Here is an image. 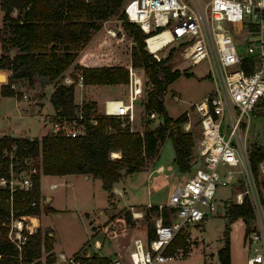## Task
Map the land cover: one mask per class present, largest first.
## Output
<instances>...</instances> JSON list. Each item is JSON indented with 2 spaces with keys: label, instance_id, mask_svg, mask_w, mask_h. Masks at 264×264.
I'll return each instance as SVG.
<instances>
[{
  "label": "built area",
  "instance_id": "2783aa9c",
  "mask_svg": "<svg viewBox=\"0 0 264 264\" xmlns=\"http://www.w3.org/2000/svg\"><path fill=\"white\" fill-rule=\"evenodd\" d=\"M78 1L90 4L96 0ZM3 2L5 0H0ZM120 11L126 21L134 23L146 35L143 48L153 54L156 61H163V65L175 69L179 62L194 65L207 60L213 86L185 112L184 130L189 131L190 115L195 117L198 127L189 160V164L194 163V169L183 182L171 186L167 202L163 204L171 209L170 221L163 223L158 212L155 236L148 241L140 236L133 237L127 263L113 258L107 264H153L183 258L187 254L188 236L183 247L166 254L169 242L180 229L203 219L208 211L216 213L215 186L229 183L243 185L241 191L235 192V201L241 203L246 196L253 212L254 225L251 224L246 241L250 254L245 258V264H264L263 198L249 166L245 139V118L259 99L264 100V0H120ZM16 12L12 9L10 16H15ZM161 33L166 34L160 36L151 49L148 39ZM106 34L116 36L109 28ZM163 46L173 51L167 59V55L155 54ZM122 66L127 70L125 97L114 98L110 108L106 99L101 108H90L88 121L95 123V114L116 117L120 129L136 131L133 124L135 102L143 86L147 89L149 85L142 68L133 66L130 60ZM63 83L81 87L82 76L78 74L73 79L65 75ZM10 87L16 90L14 83ZM22 96L26 98V94ZM37 100L32 95L31 102ZM74 103L71 116L53 113L49 120H44V124H49L48 133L76 136L84 132L86 109L80 99ZM153 113L150 110V114ZM5 155L8 175L0 176V187L8 189L6 201L10 212L3 225L7 227V238L20 249L38 223L34 225L30 221L32 215H14L12 193L16 189L23 192L31 189V176L41 171V157L40 154H29L19 158L15 144H11ZM219 165L230 168L221 175L217 170ZM259 168L264 171V162L259 163ZM55 185L50 184V187ZM34 206L35 200L28 202V207ZM161 208L162 205H158V211ZM128 209L133 218L142 217L140 210H134L132 206ZM59 256L64 263L78 264L72 256Z\"/></svg>",
  "mask_w": 264,
  "mask_h": 264
},
{
  "label": "trees",
  "instance_id": "16d2710c",
  "mask_svg": "<svg viewBox=\"0 0 264 264\" xmlns=\"http://www.w3.org/2000/svg\"><path fill=\"white\" fill-rule=\"evenodd\" d=\"M2 24L0 27V69L9 71L6 82L0 84L1 95L19 96L10 87L25 79L33 85L35 78L45 76L54 80L75 61L76 51L88 42L91 32L98 29L101 22L116 15L121 19L123 28L132 37L134 45L130 49V62L142 68L147 78L144 108L155 111L161 116V124L156 128L145 127L141 131H127L118 127V118L95 114L96 122L88 121L89 110L96 107L95 100L84 101L86 109L83 120L84 132L76 136L44 133L40 138L0 136V176L8 175V153L11 144L16 145L19 158L29 154H40V174L63 175L79 173L98 177L110 200L111 187L125 167L126 173L137 171L147 156L151 155L158 142L170 137L174 162L180 172L189 169V160L195 141L191 130L182 129L186 117L181 114L171 117L167 114L162 96L167 85L181 74L178 69L163 65L156 61L153 54L143 46L146 35L134 23L124 19L120 11V0H96L90 4L78 0H5L0 3ZM12 9L16 15L10 16ZM7 30V31H6ZM161 34L148 39L153 49L159 42ZM13 48L14 54L9 55ZM100 55L90 54V60ZM79 63V64H78ZM80 71L82 82L89 84H120L127 82V70L122 65L108 63L87 65L84 59L74 64ZM75 76L74 79H76ZM54 115L71 116L74 108V85H66L61 80L54 83L49 95ZM117 153L111 157L110 153ZM119 152V153H118ZM248 161L252 175L256 181L258 164L264 162V142L253 143L248 149ZM39 173L31 176V189L28 192L14 190L12 193V212L14 215H32L39 213ZM257 184V183H256ZM7 187H0V264H52L55 261L53 237L48 232L41 233L39 227L28 235L25 244L18 249L6 235L7 227L3 225L7 219L10 206ZM36 201V206L28 207V202ZM171 209L166 206L158 211L157 204L149 205L144 211L147 220L145 240L155 236L154 224L149 221V213L160 212L163 223L170 221ZM226 213L230 220L241 218L245 223V235L250 231L253 212L246 196L241 203H231ZM122 218L130 224V211L123 209ZM187 234L180 229L169 242L166 254L186 244ZM84 247H82L83 249ZM80 249V250H82ZM79 250V251H80ZM72 257L78 264H107L109 258L92 253ZM42 253H45L41 260ZM219 264H230L228 239L216 251ZM71 264V263H62Z\"/></svg>",
  "mask_w": 264,
  "mask_h": 264
},
{
  "label": "rangeland",
  "instance_id": "374dc122",
  "mask_svg": "<svg viewBox=\"0 0 264 264\" xmlns=\"http://www.w3.org/2000/svg\"><path fill=\"white\" fill-rule=\"evenodd\" d=\"M1 24L2 10L0 9V27ZM108 28L115 31V37H108L106 34ZM133 45L134 41L123 28L121 19L113 15L103 20L100 27L91 32L88 42L76 51L75 61L63 74L54 80L45 78L44 88L37 102H31L32 95L39 86L37 77L33 85H29L25 79L15 84V92L19 93L18 98L15 95L0 94L1 134L40 138L42 134L48 133L49 124H44V120H49L53 114L49 95L54 83L59 80L63 82L65 75L74 79L80 73L74 64L81 58L87 65L103 62L112 65L128 63L130 49ZM90 54L100 55V57L90 60ZM155 54L158 56L167 55V59L172 56L173 51L169 47L163 46L156 50ZM174 59L177 60V55ZM177 66L175 68L180 70L181 74L167 85L166 92L161 97L164 108L171 117L185 115L192 104L213 86L208 75L207 60L204 59L194 65L183 61L179 62ZM3 81L4 78L0 77L1 84L5 82ZM146 90L144 85L134 106V128L141 132L145 127L154 129L161 124V116L157 112L154 111L152 115L144 108ZM22 94H26V98H23ZM125 95L126 83L89 84L88 86L83 84L81 87L74 85V102L79 99L82 102L96 100V106L100 108L103 99L109 101L107 104L110 108L114 98H124ZM31 108L33 109L31 110ZM188 119L189 130L196 138L198 127L195 117L190 115ZM245 122V139L248 149L253 143H263L264 100H258L253 111L245 118ZM182 129L184 130L183 124ZM229 168L227 165H219L217 170L222 175ZM193 169L194 163H191L187 171L180 172L178 170L174 162L171 139L166 136L163 142L157 143L155 151L145 158L144 163L137 171L126 173L125 167H123L119 179L111 187L109 201H107L106 191L102 188L101 180L98 177L79 173H70L67 177L52 179L43 176L40 182L42 195L39 194L37 217L41 221L42 227L39 226L41 233H53V250L56 254L53 264H57L61 259L58 253L63 252L66 257H69L82 247L84 248L78 252V256L96 253L97 255L103 254L109 260L115 258L122 263H127L132 238L136 236L145 238L147 220L144 218V211L149 208L146 202L160 203L157 206L162 204L164 207L163 204L167 202L173 183L183 182L192 174ZM51 180L57 182L55 187L48 186ZM256 183L262 193L264 171L260 170L259 164ZM116 188L120 191L118 195L114 193ZM242 189L243 185L235 183L216 184L213 201L220 204V213L208 211L203 219L182 228L189 240L187 254L183 258L176 257L153 264H218L216 250L222 247L227 239L230 264H245V258L250 254L246 242L248 233L245 235L246 225L241 218L230 220L226 213L227 206L236 203L235 192ZM46 197L49 199L45 200ZM262 203L264 205V198ZM128 206L142 212L140 218H133L130 213V224L125 222L121 214L123 209H128ZM155 219L156 213L150 212L148 220L154 224ZM33 222L34 220H32ZM253 222L251 221L250 224ZM91 231L92 237L88 240ZM44 255L45 253H42L41 260L44 259ZM62 263L64 261H61Z\"/></svg>",
  "mask_w": 264,
  "mask_h": 264
},
{
  "label": "crops",
  "instance_id": "0c3cea01",
  "mask_svg": "<svg viewBox=\"0 0 264 264\" xmlns=\"http://www.w3.org/2000/svg\"><path fill=\"white\" fill-rule=\"evenodd\" d=\"M0 52H1V50H0ZM9 55L10 56H12L13 54H14V50H9ZM9 74V71H7V70H5V69H0V77H1V75H2V77L4 78V81L6 82V78H7V76H8V74ZM3 81V82H4ZM4 82V83H5ZM1 84V83H0ZM88 86V85H87ZM104 100V99H103ZM96 101V100H95ZM99 108V107H98ZM53 113H54V110H53ZM0 135L2 136V135H5V134H1V132H0ZM6 136H11V137H28V138H32L33 136H19V135H14V136H12V135H6ZM35 137V136H34ZM50 177V179H52V178H54V177H67L68 176V174H63V175H48V174H40V177H39V194L40 195H42L41 194V186H40V182H41V178L42 177ZM86 176H88V175H86ZM53 183H55V184H57V182L56 181H54V180H51L50 182H49V184H48V186L50 187V184H53ZM117 190H115L116 192H118V193H116L117 195L118 194H120V191H119V189L118 188H116ZM261 191H262V193H261V195H262V197L264 198V188H261ZM49 198L48 197H46L45 198V200H48ZM151 204H155V203H152V202H149V201H147L146 202V205H151ZM157 204H160V203H157ZM162 205V204H161ZM36 217V220H37V223H38V227L40 226V227H42V225H41V221H40V219H39V217H37V216H35ZM91 219V218H90ZM34 223V222H33ZM89 225V224H88ZM90 226V225H89ZM48 234H50V235H52V237H53V233L52 232H49ZM92 237V231H91V234H90V237L88 238V240H90V238ZM53 240H54V237H53ZM88 240H87V242H88ZM217 251V250H216ZM53 252H54V250H53ZM58 253V252H57ZM59 254H62V256H64V257H66L65 255H64V253L62 252V253H58V255ZM74 254V253H73ZM72 254V255H73ZM54 255H55V257H56V254H55V252H54ZM72 255H70L69 257H71ZM101 255H103V254H101ZM104 255H106V254H104ZM216 256H217V254H216ZM217 260H218V257H217ZM61 259H60V261L57 263V264H61ZM53 264V263H52ZM55 264V263H54ZM218 264H219V260H218Z\"/></svg>",
  "mask_w": 264,
  "mask_h": 264
},
{
  "label": "water",
  "instance_id": "95a60500",
  "mask_svg": "<svg viewBox=\"0 0 264 264\" xmlns=\"http://www.w3.org/2000/svg\"><path fill=\"white\" fill-rule=\"evenodd\" d=\"M2 76V75H1ZM44 80H45V76H41L39 78V86H38V89L34 91L33 93V97L35 99H38L41 92L43 91V88H44ZM121 172H123V169H121ZM221 211V206L220 204L218 203L217 206H216V213L219 214Z\"/></svg>",
  "mask_w": 264,
  "mask_h": 264
},
{
  "label": "bare ground",
  "instance_id": "6f19581e",
  "mask_svg": "<svg viewBox=\"0 0 264 264\" xmlns=\"http://www.w3.org/2000/svg\"><path fill=\"white\" fill-rule=\"evenodd\" d=\"M164 34H166V33H163V35H164ZM1 77H2V76H1ZM117 155H118L117 153H112V152H111V156H112V157H116ZM118 156H119V155H118ZM160 168H161V167L159 166V170H160ZM32 220H34V223H33V224L35 225V224H36V221H37L36 218H35V217H30V221H31V222H32Z\"/></svg>",
  "mask_w": 264,
  "mask_h": 264
}]
</instances>
